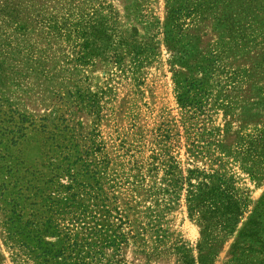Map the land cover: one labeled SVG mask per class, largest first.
Segmentation results:
<instances>
[{
  "label": "rangeland",
  "instance_id": "1",
  "mask_svg": "<svg viewBox=\"0 0 264 264\" xmlns=\"http://www.w3.org/2000/svg\"><path fill=\"white\" fill-rule=\"evenodd\" d=\"M164 151L206 182L166 210L195 264H264V0H0L3 198L47 187L95 241L98 198L164 209ZM24 230L0 216V264H55Z\"/></svg>",
  "mask_w": 264,
  "mask_h": 264
},
{
  "label": "trees",
  "instance_id": "2",
  "mask_svg": "<svg viewBox=\"0 0 264 264\" xmlns=\"http://www.w3.org/2000/svg\"><path fill=\"white\" fill-rule=\"evenodd\" d=\"M162 154L166 159L163 170L167 177L165 187L160 188L162 197L166 198L164 209L151 204L145 210L135 212L128 202L121 199L117 206L114 205V200L118 198L113 196L112 218L109 219L110 210L103 199L100 201L98 198L99 212L94 211V224L90 227L86 224L83 210L78 219L85 230L98 231L100 237L95 241L78 238L76 233L71 236L70 228L64 232L57 231L59 224L54 222V216L62 213L61 196L53 198L47 193V187L40 189L32 186L34 192L30 197L21 194L8 200L0 192V216L5 222L14 219L23 226L27 236L38 244L40 256L45 260H55V264H167L172 259L174 264H195L192 246L170 230L166 210L171 208L172 202L180 199L184 191L191 217L193 210L203 203L201 188L206 187V182L199 179L198 168L183 169L174 156L165 151ZM10 183H2L0 188L6 190ZM74 196L75 193H72L73 201L81 203ZM257 208L264 210V198Z\"/></svg>",
  "mask_w": 264,
  "mask_h": 264
}]
</instances>
